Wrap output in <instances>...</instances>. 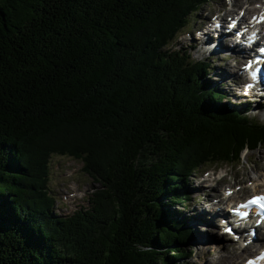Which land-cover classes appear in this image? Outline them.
<instances>
[{
	"label": "trees",
	"instance_id": "obj_1",
	"mask_svg": "<svg viewBox=\"0 0 264 264\" xmlns=\"http://www.w3.org/2000/svg\"><path fill=\"white\" fill-rule=\"evenodd\" d=\"M207 2L0 0V264H185L186 175L264 144L167 49ZM55 154L100 183L97 218L51 212Z\"/></svg>",
	"mask_w": 264,
	"mask_h": 264
},
{
	"label": "rangeland",
	"instance_id": "obj_2",
	"mask_svg": "<svg viewBox=\"0 0 264 264\" xmlns=\"http://www.w3.org/2000/svg\"><path fill=\"white\" fill-rule=\"evenodd\" d=\"M232 1L235 3L234 6L231 5ZM239 7L243 9L247 7L248 9L246 10H249L250 13L257 14L259 11L264 13V0H254L250 4L245 3V0H209L193 16L188 18V22L180 30L178 37L167 47V49L173 51L186 52L189 54L190 59L194 61L202 60L206 62L210 66L207 75L210 80V88L216 86L215 89H219L225 93L226 98L223 102L232 104L241 101L248 102L249 100L237 98L234 95L237 90L236 87L231 86L232 80H229V76L224 79L225 81L222 80V71L223 73H226L225 70H227V73L233 71L232 62L228 59V53L216 52L212 55H200L198 38L195 33L203 31L206 28L208 20H210L212 15L220 13L225 17L229 10L234 8L237 10ZM225 21H227L226 18L224 19ZM225 43L227 44V42ZM255 101H250L247 104L248 106L246 105L251 109L247 114L253 119L264 122V106H255ZM204 171L206 173L195 171L192 176L186 175L183 190L188 189V192L185 194L187 199H183V202L178 204L179 207L176 204L174 205L175 207L173 206V208L181 211L182 215L180 214V217H182L187 229L189 231L191 229L187 242L188 250L191 251V254L183 261L185 264H216L217 257L222 258L224 255L239 254L238 260L242 262L245 254L240 251L233 237L218 233L219 231H216L217 227L199 224L200 220H205L201 216L198 223L196 222L198 228L196 233L191 228L193 224L192 219L196 220L195 218L199 216V213L204 212L203 209L207 210L210 208L208 206L211 205L214 199L212 195H222L224 189L232 187L234 190L237 189V193L241 198L249 195L255 188L259 190L263 189L264 144L254 150L242 151L240 159L236 162L213 164L204 169ZM233 182L239 183V185ZM47 185L51 194L50 197L52 198L51 212L57 217L68 218L71 221L76 218L75 215L77 213L85 211V213L89 212L94 218H97L101 212L97 213L96 211H101L105 206L103 200L100 201L97 197L93 196L101 188L100 183L96 182L92 176L83 170L81 161L56 154L52 156ZM210 186L214 189L210 190ZM204 213L207 215L206 211ZM218 219V217L215 218L217 223ZM82 223L83 221L79 219L80 227ZM187 223H189L190 227ZM201 225L204 226L202 227ZM195 237L198 241H196Z\"/></svg>",
	"mask_w": 264,
	"mask_h": 264
},
{
	"label": "bare ground",
	"instance_id": "obj_3",
	"mask_svg": "<svg viewBox=\"0 0 264 264\" xmlns=\"http://www.w3.org/2000/svg\"><path fill=\"white\" fill-rule=\"evenodd\" d=\"M235 1V0H234ZM250 1V2H249ZM254 0H245V3H247V4H250L251 2H253ZM246 9H248L247 7L245 8V10H244V12L242 13V14H239L238 12H236L235 13V15H237L239 18L238 19H243V17L246 15V14H248V15H250V14H253V13H250L249 12V10H246ZM263 9H264V7H263ZM242 10V9H241ZM237 11V10H236ZM262 14H264L263 12H261V11H259V13H257V17L258 16H261ZM209 17V16H208ZM224 18V17H223ZM225 18H226V16H225ZM224 18V19H225ZM245 19V18H244ZM243 21V20H242ZM225 22H227V23H229L228 21H225ZM244 26V24H243V22H242V27ZM207 30H210V27L208 26V28H207ZM232 30H235L234 28L232 29ZM247 32H249L248 31V29H247ZM249 34V33H248ZM247 34V35H248ZM203 35H205V34H203ZM247 35H244L243 34V32L242 33H240V35H238V37L246 44V46L248 47V49H249V51L252 53V52H255L254 51V46H252V45H249V44H247V40H248V38H247ZM212 37H213V39H211V40H208L205 36H203L202 37V40L201 41H203V44H204V46L203 45H200L199 46V49H202V48H204V52H206V51H208L209 53L208 54H210V55H212V54H215L216 52H220V50L219 49H223V40L221 39V37H220V35L219 34H216V36L215 35H211ZM205 37V38H204ZM210 45H212V46H214V47H216V49L218 50H216V49H213V48H210ZM203 52V53H204ZM218 52V53H219ZM222 53V52H221ZM233 61H234V59H233ZM233 61H231V62H233ZM226 71V73H223V71L221 72V75H222V77H223V79L222 80H224V79H226V77H228L229 76V80H232V82H233V85H236V86H238V88H241V84H243V81H242V79H241V76H240V74H239V71H237L236 73H227V70H225ZM220 78V77H219ZM220 80H221V78H220ZM221 80V81H222ZM225 81V80H224ZM218 87V86H217ZM239 92L240 91H238L237 92V94H239ZM259 92H262V98L259 100V101H255L254 102V105L255 106H259V107H261V106H264V84H262V85H260V91ZM257 96L255 95V94H253V95H251V97L249 98V99H251L252 98V100L253 99H255ZM243 98V97H242ZM245 100H248V98H244ZM254 101V100H253ZM252 104V103H251ZM242 153V152H241ZM263 174V173H262ZM263 187H264V185H263ZM209 189L210 190H213L214 188L213 187H209ZM255 189H257V188H255ZM252 194V193H251ZM218 198H217V200L219 201V202H221L222 200H223V197H220L219 195L217 196ZM244 198H246V197H243V198H241V199H244ZM240 199V196H238V199L237 200H241ZM237 200H234L235 202L237 201ZM204 210V212L206 211L207 212V210L206 209H203ZM215 214V212H212V215H214ZM216 217H218L219 219H218V222H221V223H224V225H225V223L227 222L226 220L228 219V217H229V215L228 214H224V213H219L218 212V214L217 215H215ZM196 217V216H195ZM196 219V218H195ZM199 219H201V217H199V218H197L196 220H193L192 219V222H193V224L191 225V228L192 229H194L195 231H196V233H197V224H196V222L198 223V221H199ZM205 220H200V223L199 224H206V226H213L212 225V223H211V221H209V220H207L206 218H204ZM189 221V220H188ZM188 224V226H189V223H187ZM202 227L204 226V225H201ZM190 227V226H189ZM228 227V225H226V226H220V228H221V230L223 229V228H227ZM200 230H201V228H200ZM255 231L256 232H258L257 231V229L255 228ZM195 233V234H196ZM225 235V234H224ZM256 238L258 239V241L259 240H261V239H263V235L260 233V232H258V234H256ZM195 239H196V241H198L197 240V238L195 237ZM257 241V243H259ZM256 246V244H252V243H247V244H245L244 246H242V250H243V252H247V255L249 254V253H251L252 251H253V247H255ZM240 256H239V254H232V255H224L222 258H216V264H242L241 263V261H239L238 260V258H239ZM237 261H239V262H237Z\"/></svg>",
	"mask_w": 264,
	"mask_h": 264
},
{
	"label": "snow or ice",
	"instance_id": "obj_4",
	"mask_svg": "<svg viewBox=\"0 0 264 264\" xmlns=\"http://www.w3.org/2000/svg\"><path fill=\"white\" fill-rule=\"evenodd\" d=\"M253 21L256 23L264 22V14L261 15L260 19L257 20L255 17H253ZM262 52H264V49H261ZM247 68H251L252 64L251 62L246 65ZM253 79L257 78V71L252 72ZM249 205H256L262 209H264V196L254 197L251 200L247 201L244 205H241V207H248ZM246 215V214H244ZM227 231L231 232V229H226ZM261 258H264V254L261 255ZM249 264H252V262H249Z\"/></svg>",
	"mask_w": 264,
	"mask_h": 264
},
{
	"label": "water",
	"instance_id": "obj_5",
	"mask_svg": "<svg viewBox=\"0 0 264 264\" xmlns=\"http://www.w3.org/2000/svg\"><path fill=\"white\" fill-rule=\"evenodd\" d=\"M245 149H247V148H245Z\"/></svg>",
	"mask_w": 264,
	"mask_h": 264
}]
</instances>
